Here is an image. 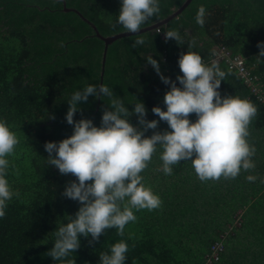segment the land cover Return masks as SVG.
<instances>
[{
    "label": "trees",
    "instance_id": "trees-1",
    "mask_svg": "<svg viewBox=\"0 0 264 264\" xmlns=\"http://www.w3.org/2000/svg\"><path fill=\"white\" fill-rule=\"evenodd\" d=\"M186 1L161 0L159 17L144 28L169 18ZM201 4L207 12L203 27L195 23ZM118 9L119 0H0V118L20 140L9 157L20 174L10 168L8 179L21 194L9 202L0 219V264H53L46 256L54 239L51 232L79 207L60 194L64 184L75 178L47 166L43 147L46 141L72 134L64 120L68 108L64 101L74 89L85 83L106 84L126 103L135 98L144 102L146 119L158 120L151 108L164 109L168 86L150 65L145 66L144 57L158 59L161 73L175 80L182 74L177 66L181 52L196 51L208 60L215 47L225 46L242 55L250 73L261 78L264 92V57L258 56V44L264 42V0H192L168 24L142 33L144 45L133 48L135 35L125 36L108 47L104 60L106 45L97 32L103 37L127 33L110 26ZM172 28L179 30L182 42H165L164 32ZM219 66L229 69L225 63ZM219 91L222 96L247 99L257 108L247 137L256 149L255 168L242 170L234 179L202 182L191 163L181 161L171 175H165L158 148L141 175L160 197L161 206L134 211L137 219L126 224L122 236L107 229L91 245L81 237V248L72 257L75 264H98L99 253L119 240L129 246L125 264H208L209 260L264 264V183L245 179L249 174L264 177V104L232 71ZM104 106L90 96L74 119H92L99 126ZM126 107L132 110L131 104ZM190 119L194 121L195 114ZM132 123L136 124L134 117ZM166 128V122H159L158 130ZM239 217L242 222L237 227ZM238 240L254 246L255 255L248 263L240 256L231 257ZM219 244L224 250L218 259H210L212 248Z\"/></svg>",
    "mask_w": 264,
    "mask_h": 264
},
{
    "label": "clouds",
    "instance_id": "clouds-1",
    "mask_svg": "<svg viewBox=\"0 0 264 264\" xmlns=\"http://www.w3.org/2000/svg\"><path fill=\"white\" fill-rule=\"evenodd\" d=\"M160 4L161 0H119L110 26L134 34L136 39L131 47L144 45L141 29L159 17ZM206 15L201 4L195 23L203 27ZM164 36L165 42H182L178 29H169ZM258 48V56L264 57V42ZM144 59L145 66L150 65L168 86L162 98L164 109L151 108L158 120L146 119L148 109L144 102L135 98L126 103L106 84L85 83L71 91L64 101L68 105L64 120L72 127V134L43 145L46 165L58 170L61 176L71 174L75 178L64 184L61 196L79 205L74 215H65L66 222L56 224L51 232L54 239L46 256L53 264H75L72 257L81 248V237L91 245L107 229H115L122 236L126 224L137 219L134 211H152L161 206L160 197L145 185L141 175L158 148L165 175H171L174 165L186 161L202 182L221 177L234 179L242 170L250 171L256 166L252 159L256 149L247 137L257 108L247 99L222 96L219 91L221 82L231 75L230 68L222 70L217 60L206 62L198 52L187 50L178 56L177 66L182 74L173 80L161 73L158 59L151 55ZM90 96L105 105L99 126L92 119H74ZM126 104L132 105L131 111ZM190 114H195L194 121ZM133 117L136 124L132 123ZM161 121L167 124L164 130H158ZM149 130L151 135H145ZM19 143L16 133L0 118V219L5 217L9 202L21 195L19 190H13L8 179L10 168L17 176L20 174L9 159ZM245 179L264 183V177L253 174ZM128 250V244L119 240L108 251L99 253L98 264H125Z\"/></svg>",
    "mask_w": 264,
    "mask_h": 264
},
{
    "label": "built area",
    "instance_id": "built-area-1",
    "mask_svg": "<svg viewBox=\"0 0 264 264\" xmlns=\"http://www.w3.org/2000/svg\"><path fill=\"white\" fill-rule=\"evenodd\" d=\"M211 59L218 61L219 65L225 63L232 72L237 73L247 84L252 88V91L257 96L259 101L264 104V92L260 85L261 78L259 76H253L248 69L245 59L240 54L234 53L232 50L225 46H217L213 49L211 56L208 60L204 59L206 62ZM213 253L210 259H218L220 252L224 250L221 244L214 246ZM211 263L212 261L209 260Z\"/></svg>",
    "mask_w": 264,
    "mask_h": 264
},
{
    "label": "water",
    "instance_id": "water-1",
    "mask_svg": "<svg viewBox=\"0 0 264 264\" xmlns=\"http://www.w3.org/2000/svg\"><path fill=\"white\" fill-rule=\"evenodd\" d=\"M192 2V0H187L184 5L177 11L175 12L173 15H171L169 18L163 20V21H160L158 23H155L154 25H151L150 27H147V28H144V29H141V33H144V32H147V31H153L155 29H157L158 27L160 26H163V25H166L169 23V21H171L172 19H175L176 17L179 16V14H181L189 5L190 3ZM67 10H71V9H67ZM71 11H75L79 14L78 11L76 10H71ZM134 34H131V33H124V34H120V35H116V36H111V37H103L100 33L97 32V36L99 38H101L104 42H105V52H104V60H105V57H106V54H107V51H108V47L110 45H112L115 41L123 38V37H127V36H133Z\"/></svg>",
    "mask_w": 264,
    "mask_h": 264
},
{
    "label": "rangeland",
    "instance_id": "rangeland-1",
    "mask_svg": "<svg viewBox=\"0 0 264 264\" xmlns=\"http://www.w3.org/2000/svg\"><path fill=\"white\" fill-rule=\"evenodd\" d=\"M239 216H243V212H240L239 213ZM239 218L240 219H238V221L236 223V226L237 227H240V224L242 222L241 217H239ZM233 249H235V250H232V253L231 254H233V255L231 257H239L240 256L241 259H244L247 263H248V260L255 255V253H254V246L253 245L251 246L250 241H247V240H246V243L238 240L236 242V244L234 245V248ZM234 251H237V253H235ZM208 264H211V262L208 261ZM231 264H233V263L231 262Z\"/></svg>",
    "mask_w": 264,
    "mask_h": 264
}]
</instances>
